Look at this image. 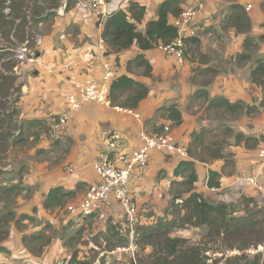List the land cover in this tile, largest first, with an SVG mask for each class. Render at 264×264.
<instances>
[{"label":"crops","instance_id":"0c3cea01","mask_svg":"<svg viewBox=\"0 0 264 264\" xmlns=\"http://www.w3.org/2000/svg\"><path fill=\"white\" fill-rule=\"evenodd\" d=\"M4 1L0 8V226L5 217L10 218L7 234L0 239V264H136V256L147 258L150 247L131 246L128 238L116 236L94 217L77 218L68 209L89 185L99 182L93 165L106 149L110 133L119 135L125 153L141 145V131L157 133L162 127H168L175 142L185 146L200 127L201 112L195 104L203 101L200 92L209 101L223 98L230 104L259 106L264 77L254 80L252 73L258 65L264 67V0H185L182 9L198 4L203 9L195 19V41L185 47L182 63L158 47L141 51L132 46L117 55L111 53L105 43L100 44L103 26L91 13L76 9L74 0ZM129 1L145 7L139 24L142 31L156 18L164 0H118L122 10ZM239 13L247 19L244 25L237 20ZM172 18L168 17L169 23ZM34 38L40 40L39 46ZM27 43L39 56L33 64L20 65L15 52ZM86 53L95 58L90 70ZM137 56L148 62L150 76L141 68L128 67ZM105 61L115 64L116 77L145 85L146 98L132 109L133 114L111 104L83 103L69 113L66 133L54 136L52 119L67 110V99L75 92L73 82L87 76L100 81ZM169 107L180 112V125L168 120L163 109ZM254 115L250 124L240 122L232 128L258 139L264 134V108ZM258 145L250 149L243 143L228 146L225 152L233 155L234 165L224 173L222 160L194 162L191 168L180 169L188 157L152 152L144 174L134 177L129 186L143 225L172 217L174 197L189 195L177 189L191 171L197 177L193 191L211 203L232 201L231 197L237 198L235 191L240 207L234 216H242L241 198L257 202L264 194V170L260 172L254 164L256 149L264 143ZM208 170L221 175L220 188L207 187ZM256 173L261 190L236 187L238 179ZM55 188L67 194L60 204L45 208V196ZM112 211L121 216L117 204ZM170 237L186 239L179 231ZM118 239L128 243L116 246Z\"/></svg>","mask_w":264,"mask_h":264},{"label":"trees","instance_id":"16d2710c","mask_svg":"<svg viewBox=\"0 0 264 264\" xmlns=\"http://www.w3.org/2000/svg\"><path fill=\"white\" fill-rule=\"evenodd\" d=\"M4 1V0H3ZM1 2L0 8H4ZM125 10H119L103 24L101 38L111 53L119 54L132 46H136L141 51L150 50L159 45L165 46L171 44L178 38L177 29L168 22V17L176 19L182 9L185 0H164L156 10V18L145 24L144 30H139V24L142 22L145 7L138 2L132 1ZM3 3V5H2ZM240 24L247 22L245 16L240 13L237 15ZM195 37V36H194ZM194 37L182 39V52L186 54L185 47L189 42H194ZM130 68H141L146 76H150L151 67L144 60L143 56H137L128 64ZM264 77V67L258 65L252 73L254 80H260ZM264 87V85H262ZM148 88L126 76L116 77L109 88V101L113 107L120 109H135L138 104L146 98ZM199 99L208 102L205 108V114H214L218 119L216 129L202 127L194 131L190 136L187 145L188 161L183 162L180 169H188L194 162L208 164L214 161L222 160L224 168L231 169L234 165L233 156L226 153V137H233L236 145L243 143L246 148H255L259 143H264V134L258 139L236 133L232 127H228L224 122L219 121L225 114L234 113L237 110L244 115H254L259 108H264V97L258 107L246 106L242 103L230 104L226 99L216 98L208 100L204 92H200ZM166 112L168 120L176 126L182 123L180 112L175 107L163 109ZM164 127L160 132L163 131ZM6 136H2L5 138ZM250 143H253L250 145ZM179 174V171L175 173ZM220 174L208 170L207 187L220 188ZM197 177L194 172H190L185 182L181 186L186 187L188 197L182 199V203L175 201L181 197H174L170 205V219L167 217L157 219L152 226H142L136 229L134 245L141 249L150 247L152 252L147 258L139 259L136 256V264H207V257L203 255V250L196 245L190 246L188 240L182 238L170 237L173 232L188 228H206L212 236L220 239L226 248V251H237L240 255L233 257L234 264H262L264 262V253L257 254L251 258L243 252L251 247L256 248L264 242V212L257 205V202L251 198L241 199L240 204L244 214L234 216V210H230L228 205L223 203H211L204 199L200 194L193 191L194 183ZM61 188L50 190L44 200V207L50 208L61 203L62 198L66 196ZM255 208V209H252ZM8 217L3 219V225L6 226ZM114 231V230H113ZM7 232V231H6ZM6 232H4L6 234ZM115 232V231H114ZM116 236L117 233H114ZM124 239H118L116 246L127 244ZM206 250V249H205ZM225 257L224 253L222 258ZM229 263V261H227ZM217 259L212 264H217ZM226 263V264H228Z\"/></svg>","mask_w":264,"mask_h":264},{"label":"built area","instance_id":"2783aa9c","mask_svg":"<svg viewBox=\"0 0 264 264\" xmlns=\"http://www.w3.org/2000/svg\"><path fill=\"white\" fill-rule=\"evenodd\" d=\"M74 6L78 10L91 13L99 26H103L105 21L116 11L122 10L118 0H74ZM203 5L198 4L183 10L180 15L172 20L171 24L178 31V38L171 44L158 49L167 55L173 56L179 63L183 62L182 39L195 36V19ZM35 44L39 46L40 40L35 39ZM104 41L101 39L100 44ZM33 50L28 43L20 46L15 52V59L20 65L33 64L35 62ZM86 68H93L94 57L90 53L85 54ZM116 78V66L110 61H105L100 74V84L91 76H87L82 82H73L75 92L67 99V110L52 119L50 130L56 137L64 135L68 129L69 113L77 111L83 103H96L110 105L109 88ZM123 110V109H119ZM125 113L133 114L132 109L123 110ZM137 117V115H135ZM141 145L129 152H122L119 145L120 137L117 133H110L107 136V147L101 154L99 160L94 163L93 169L98 174L99 182L89 185L83 197L75 204L71 205L68 212L77 217H94L101 225L112 228L119 237L130 240L133 246L136 229L143 225L141 210L131 196L129 186L134 177H141L148 167L150 154L154 151L161 153H176L180 158H187V145H178L173 139L169 128L164 127L160 134L139 133ZM256 169L260 172L264 170V145L257 150ZM259 173V172H258ZM258 174L238 179L236 187L241 191L246 187H255L261 190L258 183ZM182 203V199L175 201ZM117 204L121 209V216L113 214V207ZM259 207L264 212V194L260 196ZM233 251H227V254ZM237 255L241 253L235 251ZM264 252V242L256 248H249L243 253L248 256H255ZM207 252L206 263L212 264L215 259ZM223 254H221L222 257ZM218 264V263H217ZM224 264V263H220Z\"/></svg>","mask_w":264,"mask_h":264},{"label":"rangeland","instance_id":"374dc122","mask_svg":"<svg viewBox=\"0 0 264 264\" xmlns=\"http://www.w3.org/2000/svg\"><path fill=\"white\" fill-rule=\"evenodd\" d=\"M130 3H133V2L129 1L128 5ZM194 30L196 31V27L195 26H194ZM33 40H35V38ZM97 83L100 84V81L97 80ZM262 89L264 91V87H262ZM207 103L208 102H206L204 100L203 101L201 100L200 102H196L195 103V104H197L199 106V110L201 112L200 117L197 119L199 121V123H200L199 129H201L204 125H205L204 127H208V129H216L217 128V124H218V119H216L215 115H217V114L216 113H214V114L206 113L205 114V109L204 108H205V105H207ZM186 113L188 114L189 111H186ZM255 117H256V115L247 116V119H246V117L243 114V112L240 111V110H237L234 113L225 114L222 119H219V121L224 122L225 125L228 126V127H230V126L232 127L234 124H238L240 122L241 123H245V121H247L246 123L250 124L252 119L255 118ZM202 123H204V124H202ZM232 129L234 130V128H232ZM234 132H236V131L234 130ZM224 139H225V143L227 144V148L230 145H233V144L236 145L235 140L233 139V137L228 136V137H226ZM252 144L253 143H250V145H252ZM257 146H259V145H257ZM258 148L256 150H258ZM4 162H6V161H4ZM2 164H4V163H2ZM225 170H227V169H224L222 171V173H224ZM227 171H229V170H227ZM177 190L178 191L186 190V187L185 186H181V187H178ZM232 193L237 195L236 196L237 198L231 197L233 199L232 201H230V199L228 198V200L225 203H223V204L228 205L230 210L231 209L232 210H237L240 206H239V203L236 202V201H238L240 199V197L235 191L232 192ZM2 197H4V195ZM241 199H243V197ZM259 201H260V198L257 201V205L259 204ZM214 203H221V202L219 200H217ZM252 209H255V208H252ZM141 216H142V214H141ZM4 217L5 216H3V218ZM9 218H8L7 221H9ZM1 226H2V228H1ZM1 226H0V229H2V231L0 232V239L2 238V236H4V234H5L4 232L7 231V223H6V226L5 225H1ZM179 232L181 233L182 236H185V238L188 239V242H189L190 246L196 245L199 248H201L203 250V255H205V253H207V252H209L211 255H212V253H215L214 256L217 259L218 264H220V263L226 264V263H228L227 261H229L228 264H234L232 259H233V257L235 255H237L236 252L235 251L230 252L229 254L226 255V257L222 258L221 254L227 252L226 248L222 244V241L220 239L214 238L212 236L211 232L208 229L192 227V228L181 230ZM6 234H7V232H6ZM45 240H46V238H45ZM43 242H44V239H42L40 243H43ZM138 248H140V246ZM248 257L251 258L253 256H248ZM263 258H264V256L262 257V259ZM262 264H264V262H262Z\"/></svg>","mask_w":264,"mask_h":264},{"label":"water","instance_id":"95a60500","mask_svg":"<svg viewBox=\"0 0 264 264\" xmlns=\"http://www.w3.org/2000/svg\"><path fill=\"white\" fill-rule=\"evenodd\" d=\"M33 56H34V58H37L39 56V53L35 51Z\"/></svg>","mask_w":264,"mask_h":264}]
</instances>
